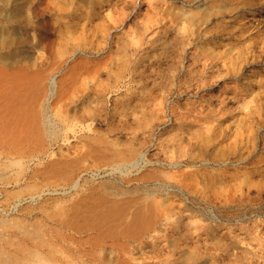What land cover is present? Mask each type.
Instances as JSON below:
<instances>
[{
	"label": "rangeland",
	"instance_id": "1",
	"mask_svg": "<svg viewBox=\"0 0 264 264\" xmlns=\"http://www.w3.org/2000/svg\"><path fill=\"white\" fill-rule=\"evenodd\" d=\"M65 1L37 0L31 22V0H0V66L56 81L44 153L0 164V246L44 264H264V0Z\"/></svg>",
	"mask_w": 264,
	"mask_h": 264
},
{
	"label": "bare ground",
	"instance_id": "2",
	"mask_svg": "<svg viewBox=\"0 0 264 264\" xmlns=\"http://www.w3.org/2000/svg\"><path fill=\"white\" fill-rule=\"evenodd\" d=\"M37 0H31L29 6V15L31 18V22L34 19L37 20L38 12L34 8V4ZM53 1V0H52ZM17 2V1H16ZM68 11H73V9L82 6L79 4V0H66ZM56 4V2H55ZM53 5V4H52ZM59 5V4H58ZM56 5V6H58ZM79 5V6H78ZM55 6V5H53ZM61 6V4L59 5ZM78 6V7H77ZM62 7V6H61ZM37 8V7H36ZM46 8V7H45ZM58 8V7H57ZM27 9V8H26ZM63 8H61L62 10ZM79 9V8H78ZM81 9V8H80ZM59 10V8H58ZM66 10V9H65ZM63 10V11H65ZM76 10V9H75ZM74 10V11H75ZM48 12V11H47ZM93 12V11H92ZM1 13V12H0ZM44 12H42L43 14ZM77 13L79 16L78 12ZM89 13V12H88ZM212 13V12H211ZM210 13V14H211ZM66 14V12H65ZM68 14V13H67ZM72 14V12H71ZM70 15V14H69ZM43 16V15H42ZM71 16V15H70ZM75 16V15H74ZM203 16V15H202ZM207 16V15H206ZM58 18V17H57ZM119 18V17H118ZM237 18V17H236ZM76 19V18H75ZM230 19V18H229ZM70 20V19H69ZM41 21V20H40ZM61 21V20H60ZM92 21V20H91ZM66 22V21H65ZM231 22V21H230ZM34 24V23H33ZM111 25V24H110ZM114 25V24H113ZM34 26V25H33ZM71 26V25H70ZM37 28V27H36ZM104 28V27H103ZM54 29V28H53ZM84 31V30H83ZM61 32V31H60ZM59 32V33H60ZM108 32V31H107ZM61 34V33H60ZM59 34V35H60ZM108 36V35H107ZM35 37V36H34ZM106 38V37H105ZM71 43V42H70ZM4 46L0 47V62H5V56L2 53V49L11 50L10 42H5ZM94 46V45H93ZM35 48L40 50V47L35 43ZM78 49V48H77ZM61 51V50H60ZM87 56V55H86ZM52 57V56H51ZM97 60V59H96ZM4 66H0V164L3 159L12 161L21 159L20 157L33 159L38 158L44 153L42 141V130L39 126V118L40 115V106L46 104L47 92L45 90L44 80L48 79V83H50L51 92L53 87L56 86V81L53 76H46L45 69L38 64H8L3 63ZM40 64V63H39ZM1 65V63H0ZM85 77V76H84ZM121 77V76H120ZM129 82V81H128ZM64 85V84H63ZM125 85V84H124ZM115 86V85H114ZM120 88V87H119ZM122 88V87H121ZM49 90V87H48ZM50 95V94H49ZM112 102V101H111ZM140 105V104H139ZM72 115V114H71ZM107 115V114H106ZM43 121V120H42ZM44 122V121H43ZM46 122V121H45ZM237 123V122H236ZM254 129V128H253ZM246 130H252L249 127ZM198 132V131H197ZM100 137V136H99ZM250 134H247V140L249 139ZM45 140V139H44ZM46 142V141H45ZM95 142V141H94ZM102 142V141H101ZM42 145V146H41ZM46 146V145H45ZM48 146V145H47ZM226 146V145H225ZM107 147V146H106ZM97 149V148H96ZM230 149V148H229ZM238 149V148H237ZM248 147L246 146V150ZM89 150V149H88ZM95 150V149H94ZM98 151V149H97ZM100 151V149H99ZM104 153V152H103ZM106 153V152H105ZM98 154V153H97ZM101 154V153H100ZM103 155V154H101ZM107 155V154H106ZM248 155V154H247ZM261 155V154H260ZM94 156V155H93ZM96 156V155H95ZM105 156V155H104ZM141 156V155H140ZM46 157V156H45ZM92 157V156H91ZM98 157V155H97ZM97 159V158H96ZM98 159L100 160L101 157ZM34 160V159H33ZM243 160V159H242ZM21 161V160H20ZM218 161V160H217ZM249 161V160H248ZM17 162V161H16ZM19 162V161H18ZM24 162V160H23ZM39 162V161H38ZM60 162V160H59ZM115 162V161H113ZM226 162V161H225ZM64 163V161H63ZM68 163V162H67ZM211 163V162H210ZM213 163V162H212ZM229 163V162H228ZM242 163V162H241ZM50 164V163H49ZM56 164V163H55ZM69 164V163H68ZM71 164V163H70ZM103 165V163H102ZM217 165V164H216ZM222 165V164H221ZM12 166V165H11ZM60 166V165H59ZM75 166V165H74ZM5 167V163H4ZM10 167V166H9ZM20 167V166H19ZM18 167V168H19ZM28 167V166H27ZM64 168V167H63ZM4 170V169H3ZM16 170V169H15ZM28 170V169H27ZM38 170V169H36ZM56 170V169H55ZM66 170V169H64ZM63 170V171H64ZM158 170V169H157ZM2 171V170H1ZM26 171V170H25ZM31 171V170H30ZM49 171V170H48ZM51 171V170H50ZM15 172V171H14ZM42 173V172H41ZM130 173V172H129ZM18 174V173H17ZM20 174V172H19ZM23 175V173H22ZM42 176V175H41ZM40 176V177H41ZM49 176V175H48ZM4 178V176H2ZM39 177V176H38ZM43 177V176H42ZM157 177V176H156ZM28 178V177H27ZM70 179V178H69ZM231 181V180H230ZM42 182V181H41ZM183 182V181H182ZM44 183V182H43ZM70 183V182H69ZM94 183V182H93ZM133 183V182H132ZM85 184V183H84ZM173 184V183H172ZM150 185V184H149ZM101 186V185H100ZM134 186V185H133ZM72 187V185H71ZM93 187V186H92ZM98 188V187H97ZM143 188V187H142ZM185 188V187H184ZM242 188V187H241ZM35 189V188H34ZM63 190V189H62ZM104 190V189H103ZM185 190V189H184ZM6 191V190H5ZM66 191V190H64ZM7 192V191H6ZM95 192V191H94ZM52 193V192H51ZM68 193V192H67ZM72 193V192H71ZM126 193V192H125ZM119 194V193H118ZM124 194V193H123ZM128 194V193H127ZM66 195V194H65ZM180 195V194H179ZM102 196V195H100ZM98 197V196H97ZM123 197V196H122ZM135 197V196H134ZM58 198V197H57ZM116 198V197H115ZM193 198V197H192ZM246 198V197H245ZM84 199V198H83ZM35 200V199H34ZM107 200V199H106ZM134 200V199H133ZM36 201V200H35ZM132 201V200H131ZM177 201V200H176ZM75 202V201H74ZM128 202V201H127ZM136 203V202H135ZM147 203V202H146ZM61 204V202L59 203ZM204 204V203H203ZM54 205V204H53ZM185 205V204H184ZM63 206V205H62ZM97 206V205H95ZM131 206V205H130ZM74 207V206H73ZM68 208V207H67ZM66 208V209H67ZM116 208V207H115ZM140 208V207H139ZM61 209V208H60ZM72 209V208H69ZM187 209V208H186ZM57 210V209H56ZM139 210V209H138ZM144 210V209H142ZM156 210V209H155ZM179 210V209H178ZM76 211L72 210L71 214H78ZM108 211V210H107ZM45 212V211H44ZM56 212V211H55ZM59 212V209L58 211ZM82 212V211H81ZM163 212V211H162ZM165 212V211H164ZM54 214V213H53ZM58 214V213H57ZM65 211L62 208V212L57 218L61 224L70 225L69 216L65 215ZM69 214V213H68ZM84 214V213H83ZM100 214V213H99ZM155 214V213H154ZM57 215V216H58ZM73 215V216H76ZM121 215V214H120ZM143 215V214H142ZM165 215V214H164ZM167 216V215H166ZM69 217V218H65ZM85 217V216H84ZM157 217V216H156ZM13 218V217H10ZM49 218H53L49 216ZM88 218V217H87ZM122 218V217H121ZM2 219V218H1ZM0 219V221H2ZM55 219V218H54ZM82 219V218H81ZM80 219V220H81ZM90 219V218H89ZM141 219V218H140ZM4 220V219H3ZM11 220V219H10ZM14 220V219H13ZM13 220H11L13 222ZM50 220V219H48ZM5 221H7L5 219ZM55 221V220H53ZM9 222V221H8ZM79 222V221H78ZM90 222V220H89ZM59 223V222H58ZM57 223V224H58ZM96 223V222H95ZM10 224V223H8ZM88 224V223H85ZM84 224V225H85ZM23 225V224H22ZM26 225V224H25ZM37 225V224H36ZM145 225V224H144ZM18 226V225H17ZM66 226V227H67ZM28 227V226H27ZM72 227V226H71ZM77 227V226H76ZM95 227V226H93ZM88 226L86 229H78L77 232L86 231L90 228ZM119 227V226H118ZM70 228V226H69ZM73 228V227H72ZM99 227H97L98 229ZM37 229V228H36ZM95 230V233L97 232ZM70 230V229H69ZM28 232V230H27ZM36 233L37 231H33ZM91 232V229H90ZM61 233V232H60ZM74 233V231L72 232ZM40 234V233H38ZM82 234V233H81ZM118 234V233H117ZM62 235V234H60ZM87 235V234H85ZM113 235V234H112ZM52 236V235H51ZM67 237L69 235H66ZM90 236V235H89ZM92 236V235H91ZM95 236V235H94ZM78 237V236H77ZM71 238V237H70ZM73 238V237H72ZM42 239V238H40ZM78 239V238H77ZM76 239V240H77ZM90 239V238H89ZM93 239V238H91ZM50 240V239H49ZM43 241V240H42ZM41 241V242H42ZM56 241V240H55ZM61 241V240H60ZM75 241V240H74ZM80 241V240H79ZM82 241V240H81ZM85 241V240H84ZM83 241V242H84ZM6 242V241H5ZM40 242V243H41ZM45 242V241H43ZM116 242V241H115ZM119 242V241H118ZM22 243V242H21ZM26 243V242H25ZM46 243V242H45ZM51 243V242H50ZM104 243V242H103ZM117 243V242H116ZM115 243V244H116ZM10 244V243H9ZM97 244V243H96ZM122 244V243H121ZM120 244V245H121ZM126 244V243H125ZM17 248L21 249L25 254L18 255L15 252H9L4 247L0 246V264H44L47 260L45 256H43V252H39L36 250H32L31 248H27L19 243L16 244ZM47 245V244H46ZM51 245V244H50ZM118 245V244H117ZM123 245V244H122ZM27 246V244H26ZM53 246V244H52ZM118 247V246H117ZM123 247V246H122ZM125 248V247H124ZM18 249V250H19ZM91 249V248H90ZM122 249V248H121ZM41 251V250H40ZM64 251V250H63ZM91 251V250H89ZM88 251V252H89ZM48 252V251H47ZM19 253V252H18ZM45 254V253H44ZM71 254V253H69ZM90 254V253H89ZM98 255V254H97ZM88 257V256H87ZM72 258V257H71ZM104 261V260H102ZM119 262V261H118ZM121 262V261H120ZM48 264V263H46Z\"/></svg>",
	"mask_w": 264,
	"mask_h": 264
}]
</instances>
